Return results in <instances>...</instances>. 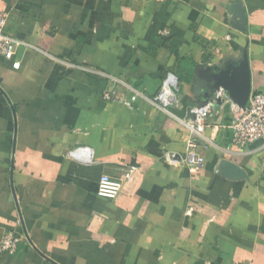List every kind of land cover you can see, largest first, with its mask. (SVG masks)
Returning a JSON list of instances; mask_svg holds the SVG:
<instances>
[{
  "label": "crops",
  "instance_id": "0c3cea01",
  "mask_svg": "<svg viewBox=\"0 0 264 264\" xmlns=\"http://www.w3.org/2000/svg\"><path fill=\"white\" fill-rule=\"evenodd\" d=\"M0 13L24 44L19 70L0 57V240L20 239L0 264H264V139L231 147L214 85L246 55L250 94L264 92V0H0ZM167 74L177 119L213 102L195 172L189 132L150 102ZM103 75L142 97L103 101ZM77 147L91 163L68 156ZM129 169L116 199L97 197L102 175Z\"/></svg>",
  "mask_w": 264,
  "mask_h": 264
},
{
  "label": "built area",
  "instance_id": "2783aa9c",
  "mask_svg": "<svg viewBox=\"0 0 264 264\" xmlns=\"http://www.w3.org/2000/svg\"><path fill=\"white\" fill-rule=\"evenodd\" d=\"M7 18L6 14L0 13V57L10 62L13 70H19L18 51L24 44L4 32ZM103 77L113 84L110 89L103 93V101L119 102L126 107H131L137 97H142L141 93L133 91L134 94L129 100L121 99L116 91V87L121 83L114 77L108 75H103ZM176 92L177 81L173 75L167 74L157 95L150 102L164 114L174 118L189 132L182 162L191 172H195L204 164V157L199 153V147L201 144L209 145V141L204 136V131L214 106L212 101L198 103L188 110L189 117L187 119H177L170 112V107L177 103ZM215 98L223 103H229L233 112L231 120L226 126L232 135L231 147L241 148L264 139V92L250 94L245 109H240L235 105L223 89L216 91ZM68 156L77 163L89 164L92 161V151L88 147H77L69 151ZM166 156L170 164L181 159L176 154ZM132 174L133 170L129 169L121 177L102 175L96 189L97 197L107 200L116 199L124 181H130ZM19 244L20 239L18 237L9 233L3 235L0 240V255L3 253L14 254Z\"/></svg>",
  "mask_w": 264,
  "mask_h": 264
},
{
  "label": "water",
  "instance_id": "95a60500",
  "mask_svg": "<svg viewBox=\"0 0 264 264\" xmlns=\"http://www.w3.org/2000/svg\"><path fill=\"white\" fill-rule=\"evenodd\" d=\"M234 11L237 20L234 27L237 30L243 31L245 26L244 10L240 5H236ZM214 85L215 91L223 89L240 109H245L251 92L250 71L247 56L244 55L243 59L237 64V66L228 67L215 75ZM201 102L206 101H200L199 103ZM222 166L224 167L226 175L245 178L243 171L236 165L228 161H223ZM28 243L30 244V242Z\"/></svg>",
  "mask_w": 264,
  "mask_h": 264
}]
</instances>
